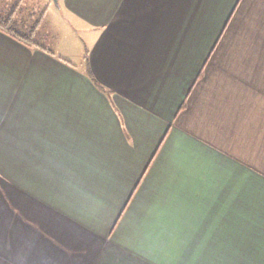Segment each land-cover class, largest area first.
I'll list each match as a JSON object with an SVG mask.
<instances>
[{
  "label": "crops",
  "instance_id": "1",
  "mask_svg": "<svg viewBox=\"0 0 264 264\" xmlns=\"http://www.w3.org/2000/svg\"><path fill=\"white\" fill-rule=\"evenodd\" d=\"M60 2L0 31V264H264V0Z\"/></svg>",
  "mask_w": 264,
  "mask_h": 264
},
{
  "label": "rangeland",
  "instance_id": "2",
  "mask_svg": "<svg viewBox=\"0 0 264 264\" xmlns=\"http://www.w3.org/2000/svg\"><path fill=\"white\" fill-rule=\"evenodd\" d=\"M12 15L17 29L32 35L36 44L44 45L52 38L80 41L82 34L60 0H0V16ZM70 38V39H71Z\"/></svg>",
  "mask_w": 264,
  "mask_h": 264
},
{
  "label": "trees",
  "instance_id": "3",
  "mask_svg": "<svg viewBox=\"0 0 264 264\" xmlns=\"http://www.w3.org/2000/svg\"><path fill=\"white\" fill-rule=\"evenodd\" d=\"M16 23L14 22L12 15H4L0 16V31L4 32L5 34L13 37L14 39L28 45H36V43L32 40V35L25 34L17 29ZM85 50V54H86Z\"/></svg>",
  "mask_w": 264,
  "mask_h": 264
},
{
  "label": "water",
  "instance_id": "4",
  "mask_svg": "<svg viewBox=\"0 0 264 264\" xmlns=\"http://www.w3.org/2000/svg\"><path fill=\"white\" fill-rule=\"evenodd\" d=\"M54 1V3H57L58 2V0H53Z\"/></svg>",
  "mask_w": 264,
  "mask_h": 264
}]
</instances>
